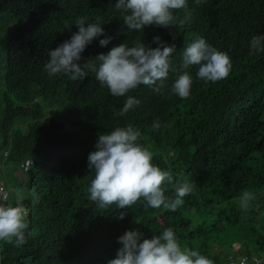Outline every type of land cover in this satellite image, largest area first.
<instances>
[{
	"label": "trees",
	"instance_id": "16d2710c",
	"mask_svg": "<svg viewBox=\"0 0 264 264\" xmlns=\"http://www.w3.org/2000/svg\"><path fill=\"white\" fill-rule=\"evenodd\" d=\"M116 2L0 0V185L7 189L2 203L15 206V190L25 189L30 221L27 243L0 241V264H107L126 231L139 230L142 242L168 228L182 246L214 264H227L233 242L264 252V53L250 54L252 37L264 35V0H188L190 19L177 11L172 28L152 25L144 32L127 29ZM81 17L86 24L98 21L105 32L86 47L81 65L121 43L143 41L155 48L156 36L174 43L160 93L141 85L127 94L139 105L114 116L127 96L111 95L91 69L75 81L66 74L50 77L44 70L49 51L78 32ZM106 37L111 42L101 47ZM198 37L231 57L227 78L205 82L196 78L197 66H182L184 49ZM185 71L193 85L181 99L171 88ZM154 122L161 127L153 130ZM128 126L141 132L138 142L151 151L155 165L172 172L174 182L195 185L176 211L138 202L119 220L115 204L102 209L90 199L94 173L88 155L99 134ZM245 190L256 197L247 210L239 199ZM166 195H174L170 186Z\"/></svg>",
	"mask_w": 264,
	"mask_h": 264
},
{
	"label": "clouds",
	"instance_id": "9594fccd",
	"mask_svg": "<svg viewBox=\"0 0 264 264\" xmlns=\"http://www.w3.org/2000/svg\"><path fill=\"white\" fill-rule=\"evenodd\" d=\"M203 2L205 0H196L197 5ZM115 8L124 13L123 22L127 29L137 32H144L146 26L152 25L172 28L177 20L174 12L177 11H184V20L191 18L188 0H117ZM86 19L78 18L75 23L78 32L49 51L45 72L50 77L66 74L75 81L87 77L85 69H91L96 73V80L106 86L111 95L127 96L123 107L114 112V116H124L139 105L138 99L127 95L139 86L144 85L160 93L172 69L176 45H169L159 36L153 38V43L158 45L155 48L146 47L143 41L132 47L121 43L106 54H98L81 65L79 61L86 47L96 38L105 36L98 21L86 24ZM110 42L111 37L99 40L101 47H106ZM250 46V54L264 53V35H254ZM182 58V66L185 69L197 66L196 78L205 82L215 83L227 78L233 67L228 53L217 50L202 37L187 45ZM192 85L193 78L185 71L174 82L171 92L181 99H187ZM160 127L159 122L153 123V130ZM140 136L141 132L131 126L117 127L110 133L99 134L96 150L87 158L88 170L94 173L88 188L90 199L102 209L115 204L120 210L119 220L128 214L126 209L138 202H143L145 207L176 211L184 204V197L195 189L192 183L174 182L171 171L155 165L151 151L138 142ZM169 186L174 192L173 196L166 195ZM15 198V206H0V241L21 247L27 243L26 232L30 227L23 203L28 198L25 189L17 188ZM255 198L252 192L243 191L239 198L241 209L247 210ZM32 199L35 201L37 197L33 195ZM142 235L139 230H128L118 237L122 247L107 264H214L199 251L182 246L171 228L165 229L158 237L140 242ZM241 264H245V261L241 260Z\"/></svg>",
	"mask_w": 264,
	"mask_h": 264
},
{
	"label": "built area",
	"instance_id": "2783aa9c",
	"mask_svg": "<svg viewBox=\"0 0 264 264\" xmlns=\"http://www.w3.org/2000/svg\"><path fill=\"white\" fill-rule=\"evenodd\" d=\"M28 163L29 161H26L24 168L27 167ZM6 194L7 189L0 185V206H4L2 201L5 199ZM231 247L232 253L226 256L227 264H241V260H244L245 264H264V252L257 255L252 254L251 251H247L244 248L238 252L240 247H243L241 242H233Z\"/></svg>",
	"mask_w": 264,
	"mask_h": 264
},
{
	"label": "rangeland",
	"instance_id": "374dc122",
	"mask_svg": "<svg viewBox=\"0 0 264 264\" xmlns=\"http://www.w3.org/2000/svg\"><path fill=\"white\" fill-rule=\"evenodd\" d=\"M16 174H17V173H16ZM242 248H243V247H240V249L238 250V252H240V251L242 250ZM255 252H256V251H252V254H257V255L260 254V253H257V252L255 253Z\"/></svg>",
	"mask_w": 264,
	"mask_h": 264
}]
</instances>
